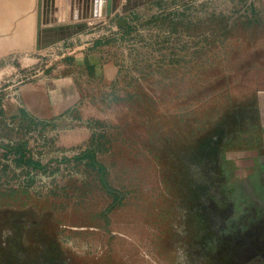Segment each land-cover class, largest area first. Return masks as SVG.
Listing matches in <instances>:
<instances>
[{
	"label": "rangeland",
	"instance_id": "374dc122",
	"mask_svg": "<svg viewBox=\"0 0 264 264\" xmlns=\"http://www.w3.org/2000/svg\"><path fill=\"white\" fill-rule=\"evenodd\" d=\"M123 4L78 34L117 79L89 73L48 121L13 111L11 91L64 74L79 41L41 49L25 20L0 33V264H264V177L238 160L264 83L262 4Z\"/></svg>",
	"mask_w": 264,
	"mask_h": 264
},
{
	"label": "crops",
	"instance_id": "0c3cea01",
	"mask_svg": "<svg viewBox=\"0 0 264 264\" xmlns=\"http://www.w3.org/2000/svg\"><path fill=\"white\" fill-rule=\"evenodd\" d=\"M37 2L38 0H0V33H22L23 20L31 27L33 25L36 27ZM92 2V0H54L52 8L51 0H43L44 18L47 21L58 20L57 23L49 22L46 26L83 22L80 17L84 11L88 9L89 12L91 11ZM259 3L263 6V12H259L261 16L264 15V0H259ZM255 5L258 7L256 2ZM256 9L254 11L257 12ZM60 19L63 22H59ZM98 19L101 18H89L87 21L90 23ZM89 36L92 37V35L77 34L64 41H79L73 46L72 58L70 63L65 65L64 74L28 83L11 91L12 98L8 103L12 110L15 111L17 106L20 108L18 114L28 113L33 118L48 121L55 116L70 114L76 109L81 99L82 87L85 86L83 84L85 76L89 73L110 83L115 81L119 75V64L106 53V46L94 42V39L88 40L86 37ZM9 42L11 44L8 46H15L14 40ZM253 95L255 117L253 124L246 127L247 131L244 132V137L247 138L246 147L238 154V160L245 168L244 176L261 178L264 177V83L254 89Z\"/></svg>",
	"mask_w": 264,
	"mask_h": 264
},
{
	"label": "water",
	"instance_id": "95a60500",
	"mask_svg": "<svg viewBox=\"0 0 264 264\" xmlns=\"http://www.w3.org/2000/svg\"><path fill=\"white\" fill-rule=\"evenodd\" d=\"M42 1L43 0H38L37 2V22H36L37 31L40 32L41 49H46L50 46H53L59 42H62L68 38H71L74 35H77L87 30L89 27V23L87 20L90 18V16H94L95 14H97V12L99 13V16H103V18L104 17L108 18L111 11V3L113 2V0H92L94 3L92 2L91 11L89 12V9L84 11L82 16L80 17V19H82L83 22H79L76 24H69V25L47 27L46 25L49 22L53 24V23H57L58 20L51 19L50 21H47L44 18V15L42 14L43 12ZM53 1L54 0H51L52 8H53ZM154 1L156 0H124V4L121 6V10L123 13H127L139 7L152 3ZM77 19H79V17ZM59 22H63V20L60 19ZM119 22L125 24V20H120Z\"/></svg>",
	"mask_w": 264,
	"mask_h": 264
},
{
	"label": "bare ground",
	"instance_id": "6f19581e",
	"mask_svg": "<svg viewBox=\"0 0 264 264\" xmlns=\"http://www.w3.org/2000/svg\"><path fill=\"white\" fill-rule=\"evenodd\" d=\"M90 18H103V16H99V13L97 12V14L90 16Z\"/></svg>",
	"mask_w": 264,
	"mask_h": 264
}]
</instances>
